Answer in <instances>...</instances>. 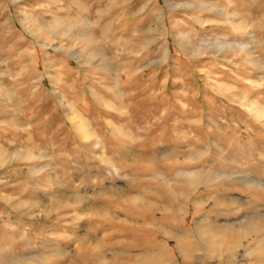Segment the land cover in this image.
Segmentation results:
<instances>
[{
  "label": "rangeland",
  "instance_id": "1",
  "mask_svg": "<svg viewBox=\"0 0 264 264\" xmlns=\"http://www.w3.org/2000/svg\"><path fill=\"white\" fill-rule=\"evenodd\" d=\"M0 264H264V0H0Z\"/></svg>",
  "mask_w": 264,
  "mask_h": 264
},
{
  "label": "bare ground",
  "instance_id": "2",
  "mask_svg": "<svg viewBox=\"0 0 264 264\" xmlns=\"http://www.w3.org/2000/svg\"><path fill=\"white\" fill-rule=\"evenodd\" d=\"M181 238V237H180ZM98 252V251H97ZM100 256V255H99Z\"/></svg>",
  "mask_w": 264,
  "mask_h": 264
}]
</instances>
